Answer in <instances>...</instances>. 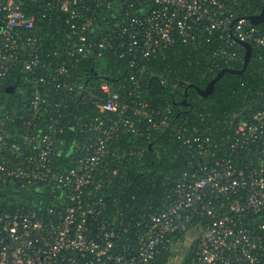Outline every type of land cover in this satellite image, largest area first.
Here are the masks:
<instances>
[{"label":"built area","instance_id":"obj_1","mask_svg":"<svg viewBox=\"0 0 264 264\" xmlns=\"http://www.w3.org/2000/svg\"><path fill=\"white\" fill-rule=\"evenodd\" d=\"M248 2L0 0V81L31 85L21 102L0 101V197L12 205H0V264H264V23L247 19ZM113 9L116 22L95 36ZM60 20L65 38L48 46L45 28ZM239 41L252 46L248 67L262 81L245 105L178 119L152 103L142 79L167 82L153 63L187 50L207 80L243 65ZM103 59L96 80L79 74L84 60ZM69 111L79 140L59 161ZM166 134L186 169L160 204L129 216L121 195L146 152L126 139ZM47 189L59 193L55 207L18 198Z\"/></svg>","mask_w":264,"mask_h":264},{"label":"trees","instance_id":"obj_2","mask_svg":"<svg viewBox=\"0 0 264 264\" xmlns=\"http://www.w3.org/2000/svg\"><path fill=\"white\" fill-rule=\"evenodd\" d=\"M248 3L246 13L250 16L260 11L264 0H249ZM114 9L99 19L95 36L100 35L116 22L117 16ZM57 25L63 33H58ZM50 27L49 31L48 28H45V33H49L45 40L48 46L63 41L68 30L62 20L59 22L54 21ZM261 27L264 28V24ZM91 64V62L84 60L78 68V72L86 79L94 81L98 78V75H95L97 68ZM109 67H113L111 59L109 60ZM241 67V64H237L224 68L240 69ZM151 68L154 74H164L167 82L160 84L155 78L147 76L142 79L144 89L149 92L152 103L171 105L176 112L175 117L178 119L180 116H196L203 109V105L213 117L220 118L225 113L245 105L249 101L248 98L262 85L261 79L253 75L252 65H250L244 75L226 73L216 85L213 95L206 99H200L195 88L192 87L188 97L190 106H183L181 102L185 97L186 86L192 85L204 89L220 70L210 79L202 80L200 72L204 68V63L197 64L187 50L174 55L170 54L168 58L153 63ZM11 86L15 87L13 94L6 91ZM30 86L27 77L17 78L11 76L1 80L0 101L6 102L8 105L21 102L23 98L29 96ZM85 107L83 105L81 109L83 110ZM73 115L74 112L69 111L66 120L61 123L65 132L59 138V151L68 150L75 141L79 140V134L73 128ZM134 140H136L139 147L145 149L146 157L142 161L134 162L129 166V176L132 178L133 185L127 187L124 194L121 195V205L130 204L131 209H127V213L129 216L136 217V210L148 211L150 206L154 207L162 202L170 184L186 169V158L180 150L179 143L167 134L163 135L161 139L155 136L149 140L128 137L126 144L133 146ZM64 142L69 143V145L64 146ZM150 144L153 145V151L149 150ZM57 158L62 161L65 158L64 153L57 154ZM58 195L59 193L54 192L53 189H47L42 193L25 191L19 194L18 198L21 199L22 205L29 208L31 206L37 208L41 203H46L49 207H55L58 204ZM3 203L4 200L0 197L2 209L9 210L12 208V205Z\"/></svg>","mask_w":264,"mask_h":264},{"label":"water","instance_id":"obj_3","mask_svg":"<svg viewBox=\"0 0 264 264\" xmlns=\"http://www.w3.org/2000/svg\"><path fill=\"white\" fill-rule=\"evenodd\" d=\"M247 19L254 25H259V24L264 23V6L262 7L261 12L259 14L250 15L247 17ZM239 44L245 48L244 63L242 65V67L240 69L224 68V69L220 70L218 72V74L207 84V86L204 89L197 87V86H192V85L186 86L185 97H184L183 101L181 102V104L183 106H190V103L188 102V97H189V91L192 87L195 88L200 99H206V98L213 95L216 85L220 82V80L223 78V76L226 73L244 75V73L246 72V70L248 68L251 57H252V46L249 43L242 42V41H239ZM107 65H108L107 59H103L101 62V65L97 68L95 75L101 74V71L106 69ZM14 89L15 88L13 86H11V87L7 88L6 91H7V93L12 94L14 92ZM74 145H75V142L72 144L69 151L66 153V157L71 156V154L73 153V150H74ZM149 150L153 151V145L152 144L149 145ZM58 154L61 155L62 151H59Z\"/></svg>","mask_w":264,"mask_h":264},{"label":"flooded vegetation","instance_id":"obj_4","mask_svg":"<svg viewBox=\"0 0 264 264\" xmlns=\"http://www.w3.org/2000/svg\"><path fill=\"white\" fill-rule=\"evenodd\" d=\"M14 88H15V87H14ZM14 92H15V89H14ZM14 92H13V93H14ZM13 93H12V94H13Z\"/></svg>","mask_w":264,"mask_h":264}]
</instances>
